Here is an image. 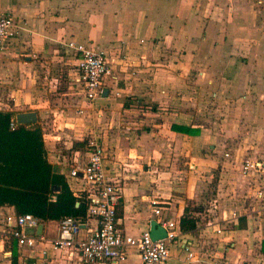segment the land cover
<instances>
[{"label":"crops","instance_id":"0c3cea01","mask_svg":"<svg viewBox=\"0 0 264 264\" xmlns=\"http://www.w3.org/2000/svg\"><path fill=\"white\" fill-rule=\"evenodd\" d=\"M0 14L23 27L0 54V101L9 103L0 110L35 113L56 173L83 159L73 143L99 140L105 173L121 191L123 234L136 237L152 221L177 225L184 211L195 221L193 232L169 244L163 264L264 258L262 212L238 174L244 160L264 162L252 151L264 146V0H0ZM68 42L98 46L109 60L105 96L91 104L70 81ZM246 130L256 134L244 153L236 136ZM212 181L216 194L206 206ZM11 214L0 207V264H80L45 244L31 252L13 246L3 230ZM57 224L43 222L37 234L50 241ZM95 226L82 223L79 236ZM121 264L140 263L130 254Z\"/></svg>","mask_w":264,"mask_h":264},{"label":"built area","instance_id":"2783aa9c","mask_svg":"<svg viewBox=\"0 0 264 264\" xmlns=\"http://www.w3.org/2000/svg\"><path fill=\"white\" fill-rule=\"evenodd\" d=\"M23 30L19 21L9 15L0 14V54L10 41L15 40ZM67 50L74 56L75 66L72 71L73 89L87 103L101 98L103 81L111 75L109 60L103 49L90 44L68 42ZM13 127V123L9 124ZM83 159L72 160L65 173H59L75 198L85 201L83 218H62L57 224L56 236L46 241L37 229L43 224L31 215H7L3 220L6 239L15 242L18 248L30 252L38 245H46L53 254L77 257L80 264H121L130 254L135 255L140 264H163L168 259V247L176 241L178 224L169 221L156 223L165 232V237L152 241L149 231L138 236H126L118 227L117 211L121 202V191L117 183L108 178L103 162L105 148L94 138L88 139ZM228 158V155L224 156ZM238 174L246 180L250 201L258 212L264 213V162L244 160L240 163ZM153 214L159 216L157 203L151 201ZM93 220L96 226L88 230L84 238L79 236L80 225ZM215 227V225L210 226ZM39 229V230H40ZM28 231V232H27ZM211 233L219 234L217 227ZM191 257V254L187 255Z\"/></svg>","mask_w":264,"mask_h":264},{"label":"trees","instance_id":"16d2710c","mask_svg":"<svg viewBox=\"0 0 264 264\" xmlns=\"http://www.w3.org/2000/svg\"><path fill=\"white\" fill-rule=\"evenodd\" d=\"M15 114L0 110V207L12 208L14 215L28 214L42 222L83 218L85 201L75 198L63 177L47 163L39 125H16ZM11 122L13 127L9 126ZM85 145L73 143L72 148L84 152ZM195 229V221L184 211L178 221L179 232L184 235ZM260 251L264 255V242Z\"/></svg>","mask_w":264,"mask_h":264},{"label":"rangeland","instance_id":"374dc122","mask_svg":"<svg viewBox=\"0 0 264 264\" xmlns=\"http://www.w3.org/2000/svg\"><path fill=\"white\" fill-rule=\"evenodd\" d=\"M201 94L204 95V92H201ZM7 101H8V99L6 100L5 97H3L0 101V104H1L0 107L2 106V103H6L7 105H9V103ZM199 107H202V106H199ZM255 134H256V131H253V130L252 131L251 130L241 131L239 134H237L236 138L240 140L239 141V147H241V149L244 151V153H247L249 151V147L247 145V143L249 144L248 138H250L251 136L253 137ZM258 136L260 137L261 133L258 134ZM97 141L99 142V140H97ZM245 142H246V144H245ZM252 151L257 154L258 158L264 159V146L258 145L257 147L252 148ZM215 174H217V171L213 173V176H212L213 179L216 176ZM214 183H215V181L214 182L212 181L210 183V186H209L208 190L206 191V195L203 196L204 200H202V202H205L204 205H206V206H208L207 203L211 204L214 201L213 198L215 197V194H216V191H215L216 188H215ZM198 188H199L198 193H200V186ZM242 195H244V194H242ZM197 198H199V196ZM188 205L191 206V203H189ZM199 206H201V205H199ZM259 220L261 221L260 222L261 225H260L258 232H262L264 234V213L260 214ZM202 239L204 240L205 238H202ZM202 239H200V240H202ZM206 240L211 241V239H208V238H206ZM212 246H213V242H210V243H208V245H203V248L208 249V252H209L212 249ZM259 250H260V248H259ZM203 253H205V252H203ZM258 259H259L258 264H263L264 258L260 257ZM218 261L222 262L223 260L219 259V260L215 261V263H218ZM224 263H225V261H224Z\"/></svg>","mask_w":264,"mask_h":264},{"label":"water","instance_id":"95a60500","mask_svg":"<svg viewBox=\"0 0 264 264\" xmlns=\"http://www.w3.org/2000/svg\"><path fill=\"white\" fill-rule=\"evenodd\" d=\"M105 96V91L103 90L101 97ZM14 122L16 125H30L36 122V116L34 112H20L15 114ZM77 206V203L75 204ZM40 227H38V230ZM150 238L152 241L162 239L165 237L164 230L156 224V222H150L148 228Z\"/></svg>","mask_w":264,"mask_h":264}]
</instances>
